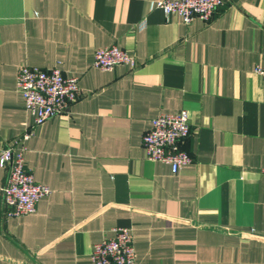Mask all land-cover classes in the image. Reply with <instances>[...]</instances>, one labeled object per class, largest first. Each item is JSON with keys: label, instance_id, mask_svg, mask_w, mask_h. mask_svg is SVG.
<instances>
[{"label": "crops", "instance_id": "obj_1", "mask_svg": "<svg viewBox=\"0 0 264 264\" xmlns=\"http://www.w3.org/2000/svg\"><path fill=\"white\" fill-rule=\"evenodd\" d=\"M157 2L0 0V153L33 122L23 64L59 66L81 90L24 141L26 167L52 188L35 211L6 214L0 165V264H95L116 226L130 228L137 264H264V0L189 23ZM110 44L137 65L95 66ZM182 108L192 160L173 172L142 139Z\"/></svg>", "mask_w": 264, "mask_h": 264}, {"label": "built area", "instance_id": "obj_2", "mask_svg": "<svg viewBox=\"0 0 264 264\" xmlns=\"http://www.w3.org/2000/svg\"><path fill=\"white\" fill-rule=\"evenodd\" d=\"M226 0H158L166 14L177 13L189 23L196 16L210 21ZM137 65L136 57L117 44L100 46L95 50L94 65L111 70L117 65ZM256 70L264 77V64ZM17 88L25 106L33 114V122L0 153V165L9 168L3 185V205L8 216H20L36 210L39 200L50 194L49 184L39 182L26 167L27 140L34 127L53 115L63 112L80 96L79 78L66 75L59 66L43 68L23 64L17 73ZM190 113L186 108L177 112H160L151 119L143 134V147L149 159L170 163L173 172L192 160L182 142L191 133ZM19 143V144H18ZM114 235L96 242L91 256L95 264H137L133 235L129 227L116 226Z\"/></svg>", "mask_w": 264, "mask_h": 264}]
</instances>
